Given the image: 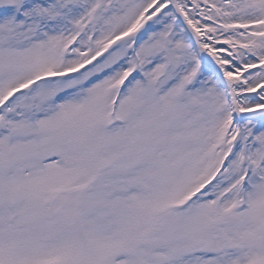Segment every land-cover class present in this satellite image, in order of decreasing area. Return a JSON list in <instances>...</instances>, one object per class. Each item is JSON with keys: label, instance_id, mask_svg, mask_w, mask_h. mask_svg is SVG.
<instances>
[{"label": "snow or ice", "instance_id": "snow-or-ice-1", "mask_svg": "<svg viewBox=\"0 0 264 264\" xmlns=\"http://www.w3.org/2000/svg\"><path fill=\"white\" fill-rule=\"evenodd\" d=\"M0 264H264V0H0Z\"/></svg>", "mask_w": 264, "mask_h": 264}]
</instances>
